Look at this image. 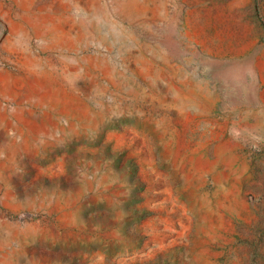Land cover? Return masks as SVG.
Returning <instances> with one entry per match:
<instances>
[{
	"label": "rangeland",
	"instance_id": "1",
	"mask_svg": "<svg viewBox=\"0 0 264 264\" xmlns=\"http://www.w3.org/2000/svg\"><path fill=\"white\" fill-rule=\"evenodd\" d=\"M0 264H264V0H0Z\"/></svg>",
	"mask_w": 264,
	"mask_h": 264
}]
</instances>
